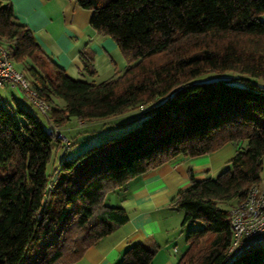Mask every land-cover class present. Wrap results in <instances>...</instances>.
Wrapping results in <instances>:
<instances>
[{"label": "trees", "instance_id": "16d2710c", "mask_svg": "<svg viewBox=\"0 0 264 264\" xmlns=\"http://www.w3.org/2000/svg\"><path fill=\"white\" fill-rule=\"evenodd\" d=\"M76 1L93 10L95 29L116 40L127 60L122 72L102 81L73 77L17 19L11 0H0V46L49 105L42 114L52 127L21 97L14 98L19 119L0 100V264L78 261L129 219L110 202L114 191L229 143L238 145L225 170L202 178L191 170L190 184L172 198L183 225L194 224L176 264H264V247L228 252L229 210L264 178V0ZM81 57L94 76L93 56ZM209 72L220 75L203 78ZM130 112L138 125L62 155L49 172L53 156L70 147L56 128ZM155 252L133 244L115 264H150Z\"/></svg>", "mask_w": 264, "mask_h": 264}, {"label": "crops", "instance_id": "0c3cea01", "mask_svg": "<svg viewBox=\"0 0 264 264\" xmlns=\"http://www.w3.org/2000/svg\"><path fill=\"white\" fill-rule=\"evenodd\" d=\"M11 2L17 19L34 31L45 52L73 77L102 81L126 68L127 60L116 40L91 25L92 9L76 0ZM260 17L264 20V13ZM84 51L93 56L94 76L84 70ZM72 122L67 130H73ZM236 150L229 143L212 153L166 162L129 180L110 195L112 204H120L127 211V222L86 249L72 264H115L128 246L137 243L156 248L150 264H176L187 247L185 240L180 248L182 235L187 233L184 211L172 198L190 184L191 170L196 178L217 176L228 167Z\"/></svg>", "mask_w": 264, "mask_h": 264}, {"label": "built area", "instance_id": "2783aa9c", "mask_svg": "<svg viewBox=\"0 0 264 264\" xmlns=\"http://www.w3.org/2000/svg\"><path fill=\"white\" fill-rule=\"evenodd\" d=\"M5 86L18 90L23 100L47 114L49 105L39 97L30 80L15 66L7 50L0 46V87ZM56 132L68 145L70 141L61 129L56 128ZM228 220L232 230L228 249L230 257L252 248L264 247V178L260 184L250 188L243 201L231 206Z\"/></svg>", "mask_w": 264, "mask_h": 264}, {"label": "rangeland", "instance_id": "374dc122", "mask_svg": "<svg viewBox=\"0 0 264 264\" xmlns=\"http://www.w3.org/2000/svg\"><path fill=\"white\" fill-rule=\"evenodd\" d=\"M223 74H231L230 72H226ZM220 75L217 72H209L207 73L203 78L213 77ZM21 94L18 90L10 87H0V100L8 102L10 107V111L17 119H19V114L16 111V103L15 99L21 100ZM15 98V99H14ZM23 106L30 109L32 112H34L38 119L41 121V123L45 126L47 129H52L50 123L47 121L46 117L31 103L20 101ZM139 124V118H136L135 115L132 114V112L128 113L124 117H111L105 120H97L90 123H84V121H78L77 119H74L71 123L70 129L73 130H67L64 127H61L63 133L70 137V146L68 149L61 148L57 155L51 160V162L48 164V170L51 172L53 167L56 163H59L60 159L62 158V155H64L67 158L75 156L78 152L81 151L82 147L84 145H96L102 142L107 141L110 137L120 135L122 133H125L129 131L131 128ZM64 142V141H63ZM65 143V142H64ZM234 146L237 147V143H231ZM247 144V141H243L242 145L243 147ZM83 145V146H81ZM55 159V163L54 160ZM232 204H228V202H222L220 203L221 207L224 208H230ZM183 217V211H180ZM194 224L192 222H188L187 225H185V232L187 233V229L190 227H193ZM181 235V234H180ZM186 240V234L182 235V239L180 241V248L183 249L184 241Z\"/></svg>", "mask_w": 264, "mask_h": 264}]
</instances>
